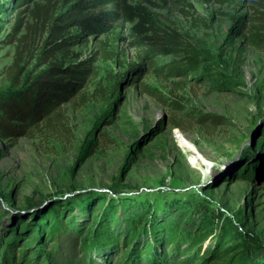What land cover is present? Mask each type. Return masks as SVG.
Here are the masks:
<instances>
[{"label": "rangeland", "instance_id": "374dc122", "mask_svg": "<svg viewBox=\"0 0 264 264\" xmlns=\"http://www.w3.org/2000/svg\"><path fill=\"white\" fill-rule=\"evenodd\" d=\"M152 1L156 26L180 34L201 54L200 65L184 78L144 71L111 95L114 80L138 61L126 28L115 24L95 36L71 27L66 32L84 40L43 56L48 16L36 18L32 7L47 1L0 0V120L1 106L49 63L86 61L92 69L25 133L0 134V264L6 246L29 252L59 221L85 235L102 228L113 236L134 222L140 242L150 241L152 225L174 222L181 234H206L205 248L241 244L264 262V51L234 29L249 1ZM204 113L223 123L199 122ZM9 122L20 128L16 117ZM178 134L193 149L182 148ZM197 151L207 165L190 163Z\"/></svg>", "mask_w": 264, "mask_h": 264}, {"label": "trees", "instance_id": "16d2710c", "mask_svg": "<svg viewBox=\"0 0 264 264\" xmlns=\"http://www.w3.org/2000/svg\"><path fill=\"white\" fill-rule=\"evenodd\" d=\"M46 1L45 6L36 3L32 7V14L36 18L42 12L48 16L42 27L45 37L40 53L43 56L55 51L67 53L71 44L84 40L66 32L71 27L95 36L108 35L115 24L127 29L130 44L138 50V61L128 64L127 72L114 80L110 86L111 95L119 88L121 80L127 79L134 83L144 71L163 78H184L200 65L201 54L180 34L162 31L156 26L148 9V4H154L152 0ZM198 1L222 5L229 0ZM248 1L250 12L236 17L234 29L247 44L264 51V0ZM172 2L176 4L179 0ZM20 25L21 18L18 16L15 31ZM179 52H183L184 56L159 62L160 56H177ZM86 65V61L65 67L49 63L35 79L24 81V85L17 90L18 95L11 97L10 105L1 106L4 117L0 120V134L7 133L6 130L23 134L27 127L34 125L61 102L70 99L92 72ZM16 79L14 77L12 81L16 82ZM144 90L161 102H166V99L155 95L148 88L144 87ZM101 92L106 93V88L103 87ZM172 104L178 107L177 103ZM15 117L20 122V128L12 129V126H18L9 124V120ZM199 122L214 125L223 123L220 115L209 113L202 114ZM149 231L150 241L140 242L137 239L138 224L134 222L130 223L124 235L113 236L102 228L85 235L81 230L69 229L64 221H59L29 252L6 246L1 264H264L255 261L249 255L248 248L240 249L241 244L222 247L217 243L212 248H205L203 236L206 234H181L174 222L152 225ZM146 232L147 229H144L143 233Z\"/></svg>", "mask_w": 264, "mask_h": 264}, {"label": "bare ground", "instance_id": "6f19581e", "mask_svg": "<svg viewBox=\"0 0 264 264\" xmlns=\"http://www.w3.org/2000/svg\"><path fill=\"white\" fill-rule=\"evenodd\" d=\"M176 137L178 138V143L182 148H185V150L186 149H190V150L193 149L192 145L190 144V142L185 137H183L180 134H178ZM201 162L205 163L206 165L208 164V160H206L203 155L199 154L198 151L196 153L194 152V154L190 156V163L192 165L195 166V164L201 163Z\"/></svg>", "mask_w": 264, "mask_h": 264}]
</instances>
